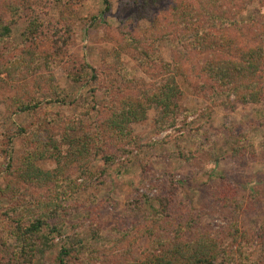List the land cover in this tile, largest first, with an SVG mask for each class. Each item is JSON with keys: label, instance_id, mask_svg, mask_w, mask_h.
Listing matches in <instances>:
<instances>
[{"label": "rangeland", "instance_id": "rangeland-1", "mask_svg": "<svg viewBox=\"0 0 264 264\" xmlns=\"http://www.w3.org/2000/svg\"><path fill=\"white\" fill-rule=\"evenodd\" d=\"M28 1L29 9L12 27L11 39L0 52L7 58L19 54L21 34L35 18L40 24L38 39L43 47L57 44L60 64L50 72L43 66L36 72L45 76L39 83L42 92L31 83L25 90L17 91V86L0 89V149L9 148L8 155L0 151V189H7L0 192V264L8 259L11 222L5 214L20 200L16 192L38 191L36 183L21 178L24 160L35 152H46L33 164L64 187L76 166L62 157L68 147L62 145L61 136L69 130L74 136L81 135L80 129L89 133L101 128L106 113L139 100L142 88L155 91L165 80L163 62L170 65L181 92L175 99V114L163 118L167 121L163 125L160 108L150 102L145 118L129 125V157L105 164L100 153L90 156L93 179L75 194V207L62 236H53V247L33 264H56L60 248L77 239L78 251L71 254L68 264L143 261L156 249V239L171 240L188 224L187 238L204 237L223 249L215 264H237L240 252L248 264H264V99L255 104L230 97L228 103L223 95L214 94L199 73V63L209 54L181 46L191 39L175 34L176 29L188 26L187 20L170 27L168 41L158 42L160 63L155 57L150 66H139L131 37L149 27V20L166 16L174 0L161 1L142 19L131 18L138 9L135 0H106L108 4L105 0ZM263 2L252 0L239 11L238 19L259 16ZM237 41L240 50L257 46L251 39ZM117 59L135 82L118 94L106 85L107 79L117 77ZM84 65L97 70L98 81H74L83 74ZM48 83L57 86L65 99H55L42 89ZM18 94L26 103L40 101L41 107L33 113L15 111ZM91 102L96 106L93 111L87 109ZM52 118L59 123L48 128L46 120ZM43 189L48 195L49 187ZM24 198L30 199L29 195Z\"/></svg>", "mask_w": 264, "mask_h": 264}, {"label": "trees", "instance_id": "trees-1", "mask_svg": "<svg viewBox=\"0 0 264 264\" xmlns=\"http://www.w3.org/2000/svg\"><path fill=\"white\" fill-rule=\"evenodd\" d=\"M161 1L163 0H142V2L135 0L134 4L138 9L131 18H146L148 16L146 12L158 7ZM251 1L174 0L166 16L156 21L149 20V27L141 29L140 33L135 32L136 35L131 37V42L135 45L130 44L136 51L135 59L142 68L155 62V57L160 63L158 42L167 40L172 35L170 27H179L184 20H187L188 26L180 31L176 29L175 34L179 37H190L191 41L184 42L181 46H191V49L199 54H209L207 59L199 63L200 77L206 79L207 86L215 95H223L227 102L230 97H234L239 103H259L264 99V2L263 11L259 16H249L246 20L237 17L239 11L245 9ZM28 3V0H0V50L11 39L12 27L22 18L25 9H29ZM105 3L108 4L106 0ZM39 28L38 21L32 18L21 34L22 47L19 54L7 58V55L0 52V89H14V86H17L15 88L17 91L25 90L27 88L25 86L31 83L42 92V85L40 86L39 83L45 76H39L36 72L42 66L46 72H50L60 64L57 44L43 47V42L37 37ZM250 30L252 32H249ZM239 38L251 39V44L257 42V46L252 49L247 45L246 49L240 50L241 44L237 41ZM160 64L166 70V74L163 75L165 80L156 90L154 89L155 91L142 88L140 94L142 97L139 100L123 103L119 109L106 113L101 128L89 133H83L80 129L78 133L81 135L74 136H71L69 130L65 136H61L62 145L68 147L67 153L62 157L69 158L72 165L76 166L74 176L64 180V187L61 186L58 178H52L51 173L43 172L33 164L37 159L44 157L46 152L29 153L33 155L24 160V170H20V175L26 183H36L38 191L36 193L30 189L17 191L16 195L20 200L15 204L16 206L8 209V214H5L11 222V230L8 237L10 242L6 247L8 259L4 264H33L34 259L42 257L53 247L52 237L62 236L67 216L73 212L75 194L82 188L80 186L93 179L94 173L90 171L89 166L90 156L100 153V160L105 164L114 163L116 158L129 157L131 154L128 147L132 146L129 125L145 118L150 102L160 108L162 120L173 117L177 109L175 99L181 92L170 65L165 62ZM114 69L117 77L115 81L107 79L108 89L118 94V91L124 86L127 87V84L132 86L135 84L131 78L132 73L130 74L118 59ZM96 72L94 68L84 65L81 72L83 74L73 79L76 82L88 79L98 81ZM3 75L6 79L1 78ZM50 85L52 84H45L42 89L49 90L51 97L64 100L65 96L60 89ZM159 91L162 92L160 97ZM19 95L15 99L17 112L33 113L42 105L40 101L23 102ZM141 99L147 101L145 105L142 104ZM87 109L93 111L96 106L91 102ZM161 122L167 125V121ZM46 123L48 128H51L57 126L59 121L52 118L46 120ZM24 131L23 128H19L20 133H25ZM72 131L75 132L74 127ZM52 143L56 150V144L53 141ZM8 150L6 145L0 149L5 155H8ZM7 168H11L10 162ZM99 173L103 174V171ZM79 180L82 181L81 184H78ZM47 187L50 190L49 194L45 195L42 191ZM0 192H7V189H0ZM26 195H29V200H24ZM187 226H184L183 230L182 228L177 230L171 240L156 239V249L143 261L134 258L120 259L117 264H215L216 258L223 254V249L204 237L187 238L186 234L189 232ZM76 243H80V240L77 239L74 244L66 243L60 248L57 252L56 264H68L71 254L78 251ZM247 261L243 252H240L237 264H248Z\"/></svg>", "mask_w": 264, "mask_h": 264}]
</instances>
